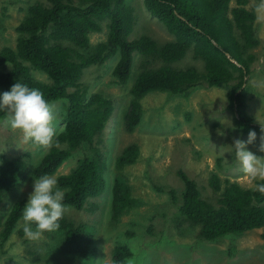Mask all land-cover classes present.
<instances>
[{
	"label": "trees",
	"instance_id": "obj_1",
	"mask_svg": "<svg viewBox=\"0 0 264 264\" xmlns=\"http://www.w3.org/2000/svg\"><path fill=\"white\" fill-rule=\"evenodd\" d=\"M131 1L26 0L24 13L14 26L15 44L0 47L1 92L20 82L41 90L49 103L65 100L54 145L46 151L34 146L39 155L35 163L30 152L17 157L0 152V203L12 200L6 211L0 210L1 245L12 233H23V228L16 229L28 201L21 188L42 175H56L74 153L75 165L67 173L55 176L65 193V206L94 213L98 205L92 199L108 189L110 222L116 224L143 204L126 168L138 163L144 155V144L134 141L121 149L115 158L116 171L108 182L106 154L97 142L102 141L117 102L102 92H89L83 85L84 72L92 65L113 62L117 84L126 83L132 70H136L131 99L122 116L128 133H133L143 121L141 100L147 94L166 92L188 98L203 86L225 89L226 109L232 113L234 124L229 132H261L260 124L246 112L250 75L257 57L254 49L260 43L255 25L256 2L260 0H142L144 8L172 35L164 42L147 34L131 38L136 19ZM2 8L5 10V6ZM104 28L106 37L91 42L90 35L101 33ZM189 49L191 58L202 62L201 69L181 62ZM136 55L140 56L138 61ZM36 73L45 75L46 80ZM185 116L190 120L192 113ZM7 117L6 112H0V121L8 120ZM210 121L218 125L217 120ZM214 138L217 140L215 135ZM151 147L153 142L147 149L151 151ZM226 153L231 162L236 160L234 152ZM152 156L151 151L149 157ZM223 159L219 155L217 164ZM177 174L182 189L174 220L180 234L194 231L200 240L208 242L226 238L230 244L228 254L232 255L238 238L264 226V194L254 191L255 186L243 187L227 179L222 183L212 173L209 184L218 194L211 202L202 198L197 182L184 170L178 169ZM258 183L262 181L257 180L255 185ZM169 192L173 196V190ZM59 223L60 228L46 232L35 248H26L30 260L38 263L45 257L46 264L74 260L92 264L96 260L93 234L97 227L76 221L66 213ZM126 234L133 235L131 231ZM259 237L264 245V230ZM132 249L128 241L117 240L110 253L112 262L125 264L133 256Z\"/></svg>",
	"mask_w": 264,
	"mask_h": 264
},
{
	"label": "rangeland",
	"instance_id": "obj_2",
	"mask_svg": "<svg viewBox=\"0 0 264 264\" xmlns=\"http://www.w3.org/2000/svg\"><path fill=\"white\" fill-rule=\"evenodd\" d=\"M131 4L136 15L131 38L147 34L160 42L172 39L163 24L144 8L142 0H132ZM256 4L255 25L260 43L254 49L257 57L252 65L251 92L248 94L246 112L259 124L258 120L264 121V0ZM25 6L26 0H0V47H13L15 44L17 33L14 26L21 19L24 13L22 7ZM105 37L106 28L101 33L90 35L91 42L103 40ZM191 53L189 49L181 62L194 64L201 69L202 62L193 60ZM139 57L136 55L135 60L138 61ZM107 63L103 66H90L81 79L89 92H102L117 102L116 111L110 117L101 135L102 141L97 142V146L106 154L107 177L110 183L116 171L115 158L121 149L134 141H138L141 146L144 144L141 147L145 150L144 155L137 164L126 168L135 186V192L143 204L123 215L116 224L110 222L108 189L101 196L92 199L98 205L94 213L65 206V213L70 218L93 223L97 227L93 234L96 260L92 264H114L110 253L117 240L128 241L133 248V256L128 258L125 264L128 260H132L133 264H264V245L259 237L264 226L238 238L233 246L235 252L229 255L228 239L208 242L200 240L194 231L180 234L174 220L182 189L178 169L184 170L193 178L200 188L202 198L211 202H215V196L218 194L209 184L212 173H216L222 183L227 179L236 181L243 187L253 186V181L242 171L240 162H231V157L227 156L229 153H226L233 152L234 138L247 141L249 132H229L234 124L232 113L226 109L225 89L203 86L188 98L169 96L166 92L149 93L141 100L144 110L142 123L133 133H128L124 129L122 116L131 99L130 89L136 70H132L126 83L117 84L112 73L114 63ZM36 76L46 80L43 74L36 73ZM50 103L54 106L57 116L54 127L58 128L65 111V100L58 99ZM187 112L192 113L190 120H186ZM210 120H217L218 125L214 126ZM218 129L224 134H218ZM256 133V142L246 144V149L264 157V152L257 151L261 132ZM214 135L217 140L213 139ZM152 142L153 156L149 157L151 151L147 148ZM194 150H197V153ZM0 152L8 157L21 156L25 152L33 153L32 163H35L39 156L30 142H22V133L19 130L13 131L8 120L0 121ZM219 155L224 159L217 164L216 158ZM76 157L77 153H74V156L58 169L57 174L67 173L75 165ZM33 183L34 180L26 183L20 190L27 199L33 191ZM170 190H173V196ZM174 196L175 200L172 199ZM11 204L12 200L1 202L0 210L6 211ZM23 226L22 219L16 229L19 230ZM187 228L188 225H185V230ZM128 231L133 233L131 237L126 234ZM42 241L43 237L29 240L24 233H12L3 245L0 244V264H46L45 257L38 263L32 262L26 252L27 247L35 248V244ZM45 252L43 250V254ZM65 264H78V261H67Z\"/></svg>",
	"mask_w": 264,
	"mask_h": 264
},
{
	"label": "clouds",
	"instance_id": "obj_3",
	"mask_svg": "<svg viewBox=\"0 0 264 264\" xmlns=\"http://www.w3.org/2000/svg\"><path fill=\"white\" fill-rule=\"evenodd\" d=\"M0 112L8 114V123L13 131L22 133V142L31 143L45 151L54 145L57 135L54 127L57 116L54 106L49 103L41 90L24 83H14L9 91L0 95ZM261 136L257 151L264 152V121L258 120ZM218 134L224 133L217 130ZM257 133L250 130L247 141L233 140L235 159L240 162L242 171L253 181L254 191L264 194V157L246 149V144H254ZM262 181L255 185L256 181ZM65 193L58 187L55 176L42 175L34 179L33 191L29 194L23 209V233L29 240H37L46 232H55L63 219ZM127 264H133L128 260Z\"/></svg>",
	"mask_w": 264,
	"mask_h": 264
}]
</instances>
